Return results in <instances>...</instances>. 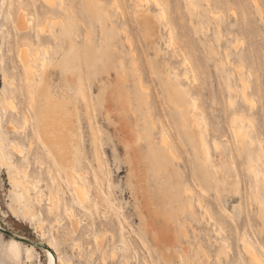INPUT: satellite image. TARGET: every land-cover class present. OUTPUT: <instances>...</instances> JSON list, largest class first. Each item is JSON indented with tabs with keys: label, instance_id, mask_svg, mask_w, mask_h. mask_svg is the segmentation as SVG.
Instances as JSON below:
<instances>
[{
	"label": "rangeland",
	"instance_id": "1",
	"mask_svg": "<svg viewBox=\"0 0 264 264\" xmlns=\"http://www.w3.org/2000/svg\"><path fill=\"white\" fill-rule=\"evenodd\" d=\"M134 1L62 0L60 5L61 0H55L43 10L41 0H31L36 14L32 15L33 8L28 9L34 26L37 22L42 23L46 17L54 18V21L55 18L62 19L69 37L75 42L77 53L73 60L77 65L72 67L73 60L70 57L68 64L71 68L67 72L62 73L57 67L50 69L46 89L51 96L49 100L53 101L56 108H61L63 116L70 121L71 133L77 135V148L71 149L79 161V168L84 170L91 190L95 172L90 155L93 151L91 135L93 131L96 132V143L104 161L103 170L109 179L108 187L101 178V189L114 203L116 210V217L113 212H107L103 218V206L96 210L85 205L84 210L75 205L80 233L73 234L68 233L70 227L66 213V208L72 205V188L64 180L61 170L54 169L59 174L58 184L53 180L52 172L45 168L47 164L35 162L36 157L48 165L52 162L51 155L42 151V141L37 137L35 120L31 118L30 123L23 125L21 117H16V123L21 128L24 126L25 135L15 134L6 128V119L11 111L4 108V95L13 91L14 104L22 110L27 106L28 92L23 71L16 60V51L24 37L17 32L13 22L17 0H0V116L4 122L0 129V140L4 143L2 155L18 166L27 165L28 179L39 183L37 191L31 192V196L43 193L38 203L35 202L36 197L31 198L33 213L26 215L25 204L20 199L21 191L9 182L11 166H0V227L35 242L44 241L36 232L40 221L45 233V246L50 245L52 252L69 264H236L238 257L246 261L241 248L242 237L251 238L258 248L262 245L261 250L264 251V228L257 216V204L251 199L250 189L254 182L248 171V164L253 162L264 172V0H258L257 6L252 0H228L219 5L222 19L216 29L213 19L201 26L190 24L187 20L190 17L184 10L182 0L179 4L184 17L183 20L177 19L175 0H164L167 2V18L175 22V36L173 35L171 45L167 43V32L160 25L155 42L148 44L132 17ZM200 2L204 3L202 0ZM118 7L120 8L117 9ZM201 9L202 6L197 7V10ZM103 10H107V13ZM99 18L102 20L101 25ZM47 21L43 22L44 25L41 24L44 26L42 36L48 37L51 30L63 38L60 25H52L51 20ZM122 28L127 31L121 30ZM123 31L127 32L132 41V53ZM28 34L29 41L33 42V30L29 29ZM42 44H51L53 49L50 48L49 53L52 55L55 43L47 39ZM179 45L196 68L193 74L197 82L192 81L195 80L191 77L192 71L182 64V57L172 56V49ZM225 50L229 55L228 63L223 60ZM186 70H189V80L181 79ZM122 71L127 74V78ZM4 73L9 77L14 76L15 88H10L3 82ZM120 74L125 77L123 83ZM178 74L180 77H176ZM68 76L83 84L91 105L88 113L90 119L83 109L84 103L69 89ZM137 78L141 79L144 89L139 86ZM241 79L247 82L245 91L253 100L251 107L241 97ZM170 87L178 90L179 99L174 93L172 97L168 90ZM191 96L197 98V114L205 118V136L213 163L223 157L222 172L227 177L220 184L217 182L219 176L211 168L203 175L200 163L180 127L178 109L171 103L172 99L174 102L177 100L184 109ZM231 98L235 101L232 106L229 104ZM40 102L44 106V101ZM240 109L241 111L234 112ZM240 113L252 123L248 127L249 137L243 142H237L231 130L232 116ZM151 120H154L155 126L150 129ZM162 125L176 141L181 159L171 164H165L160 159L157 166L156 161H152L146 137L151 134L157 141ZM31 139L33 144L29 143ZM213 139L218 140L225 149L223 156L219 155L221 151L213 149ZM13 141L20 143L23 152L25 151L22 160H16L10 152L9 146ZM130 145L137 146L143 154H137V147L133 146L135 149L132 150ZM158 148L162 153L163 149ZM133 152L135 154L132 155ZM140 161L145 166L139 164ZM140 169L146 171L143 177H147L142 178L143 180L140 177L144 171ZM263 182L260 181L257 190L262 197ZM49 187H52L58 197L55 213L47 209ZM145 187L147 194L145 190V194L142 191ZM190 187L194 191L193 198H196L199 190L200 194L203 193L204 202L209 206L214 220L222 226V237H226L229 244L225 252L219 249L217 242L214 243L213 221L209 225L200 221L197 213L201 211L195 203L192 204L196 220L190 217V212L187 211L190 197L183 193L184 189ZM159 196L166 199H160ZM205 216L207 218L208 214ZM56 218L60 220V225L56 224ZM164 218L169 221L170 227L164 223ZM117 219L122 223L121 233ZM146 219L149 224L156 221L154 227L148 225L146 229ZM95 230L104 243L101 249L93 241ZM193 231L197 238L193 237ZM120 234L124 240L122 247L119 246ZM112 235L115 236L114 240ZM157 237L161 242L165 237L173 243L166 240L163 241L165 244L161 243ZM200 243L202 247L198 246ZM29 245L31 244L0 232V264H48L43 248L34 247L32 257L28 259L26 249ZM102 256L105 261H102ZM246 264L252 263L246 261Z\"/></svg>",
	"mask_w": 264,
	"mask_h": 264
},
{
	"label": "bare ground",
	"instance_id": "2",
	"mask_svg": "<svg viewBox=\"0 0 264 264\" xmlns=\"http://www.w3.org/2000/svg\"><path fill=\"white\" fill-rule=\"evenodd\" d=\"M54 1L55 0H41L42 5L44 7L43 10H45L46 9L45 7H47L48 5H52L54 3ZM202 1L204 3H201L200 0H182V2L184 3L183 4L184 10L188 13V16L190 17V19H187V20L190 24H192L194 26H197V25L201 26L202 24L204 25V24L208 23L209 22L208 20L211 21V19H213L214 20V29H216V25L219 27L221 24V19H222V17L220 18L221 9H220L219 5L225 4L226 1L228 2V0H202ZM98 2H99V0H98ZM180 2H181V0H175L174 9L177 13V19L183 20L184 15L181 14V11H180V9L182 8V6H180V4H179ZM252 2H254V4L256 5L258 3V0H252ZM61 3H62V0L60 2V5H61ZM200 6H202V9L197 10V7H200ZM15 7H16V12H15V17L13 19L14 27L17 30V32L20 33V35H24V37L22 38V42L20 43V45L16 51V60H17L18 65L21 67V69L23 71L24 81L26 83L27 92H28V99H27L26 108L20 110L14 104L13 99H14L15 93H13V91H10L8 94L4 95L5 96V99L3 102L4 108H8L11 111L10 113H8V117L6 119V124H7L6 128L11 129V131L14 132L15 134L25 135L26 132H25L24 126H23V128H21V126H19L16 123V117L17 116H18V118H19V116L21 117L23 125L27 124L28 122L30 123L31 118H33L35 120L36 126H37V130H36L37 137L40 138V140L42 141V151L43 152L47 151L52 157V162L49 165L47 162L37 159V157L35 158L36 159L35 162L40 163L41 165L44 163L47 164L45 166V168H47L50 172H52L53 180L56 181L58 184L60 181L59 174H58V172H54V169L57 168V169L61 170L63 173L64 180L69 184V186H71V188H72V193H71L72 205H70L69 207L66 208L67 218L69 221L68 223H69V227H70L68 229V233L78 234V233H80V226H79L80 221L77 218V215H76V212L74 209L75 205H78L80 207V209H84V210H85V205L90 206L91 208H94L96 210L98 208H100V206H103L102 208H103L104 213L102 214V216L103 215L106 216L105 213H107V212H113L115 217H116V210H115L114 203L109 199V197L101 189V184H100L101 178L106 181V184L108 187H109V179L107 178L106 172L103 170L104 161H103L102 152L96 143V139H97L96 138V136H97L96 132L93 131L92 135H91V141H92L91 144L93 145V151L91 152L90 155H91V161L94 164V166H92V168H94V170H95L94 175L92 177V190H93L92 191L91 185H90L88 179L86 178V176L84 175V170L82 168H79V161L77 158H75V156L73 154V149H71L72 147H74V149L77 148V144H78L77 135H74L71 133L70 121H68L63 116L64 113H63L62 109L56 108L53 101L49 100V99H51L50 98L51 96L48 94L47 89H46V80H47V77L49 75L50 69L52 70V69L57 67V68H60L62 73L67 72L71 68L68 64L69 63L68 59L70 57H71L70 59H72V60H73V58H75V54L77 53V47H76L73 39L71 37H69V32L67 29H65V27L63 25L64 23H62V21H61L62 19L58 20L55 18V21H54V18L46 17V19H44L43 22H45L46 20H48V21L51 20L52 25L55 23H58L61 27V29H60L61 34H62L61 36H63L64 40H63V38L60 37V34L57 35L55 32H53L51 30H49L50 35L48 37L42 36L41 32L44 30L43 29L44 26H42L41 24L43 22L40 24L37 22V23H35V26H34L33 21H32L33 17L29 16V13H28V9H29V7H31V8H33V11H34L32 15L36 14V9H35L34 3L31 2V0H17ZM94 8H95V6H94ZM119 8L120 7H118L117 9H119ZM133 9L134 10L131 13H132V17L134 19V23L136 24V26L139 27V30L141 31L142 36L148 42V44L154 43L155 39L159 35L158 25H160V28L164 29L167 32L168 39H169V41L167 42L168 45L172 44V41H173L172 38L174 39L173 35L175 34L174 33L175 26L173 25V23L175 24V22H174V20L172 22L171 18L170 19L167 18L166 14H168V9H167V2L166 1H164V0H135L133 3ZM99 10H101V9H99ZM103 11L107 13V10H103ZM98 14H99V12H98ZM122 15H123V13H122ZM107 16H109V15H107ZM236 17H237V15H236ZM236 20H238V19H236ZM99 23H100V25L102 24V20L100 18H99ZM43 25H44V23H43ZM45 25H47V24H45ZM205 28H203V29H205ZM29 29L33 30V38H34L33 42L29 41L30 40L29 34H28ZM117 30L119 32V29H117ZM121 30H126V29L122 28ZM126 31H123V32H124V34H126V42L129 44V47H130L131 53H132V50H133L132 45L133 44H132L131 39L128 37ZM18 35L19 34L17 33V36ZM153 36H155V37L153 38ZM47 39H50L55 43V50H53L52 55L49 53V51L51 50L50 48H52L51 44H48V45L42 44V42L47 40ZM114 51H115V49H114ZM183 51H184L183 47H180V45L177 47H174L172 49V56L173 55L175 57L181 56L182 57V59H181L182 64L185 66V68L190 69L192 71L191 73L193 74V71H195L196 68L194 67L192 62L185 56V54H183ZM133 53H135V51H133ZM224 55H225V57L223 60L225 61V63H228V56L229 55H228L227 50L224 51ZM74 61H75V59L72 61V63H73L72 67H75L77 65V63ZM107 64L112 65V63H107ZM122 67H123V65H122ZM120 68H121V63H120ZM188 71L189 70H186V72L183 73V77H181V79H186V80L188 79L189 80L188 74H187ZM122 72H123V75L126 77L127 74L125 75V72L124 71H122ZM120 75H121L120 78H121V82H122L125 79V77L122 74H120ZM194 76L195 75L193 74L191 77L193 78ZM176 77H180V74L176 75ZM194 79L195 80L192 79V81L197 82L195 77H194ZM3 82L6 83L7 86L10 88L16 87L14 84V76L13 75H11V77H9L6 73H4L3 74ZM137 82L139 83L140 87H143L140 78H137ZM67 84H68L69 89L71 91H73L74 94L79 98L80 102L84 103L83 109H84L87 117L90 119L91 116L88 113L91 109V105L89 104V102L87 100V96H86L83 84L79 80L76 82L73 81V79L69 76H68ZM246 86H247L246 80L241 79V87L239 90L241 97L243 99V102L248 103V105H250V107H251V105L253 104V100L251 98V95L246 93V91H245ZM143 89H144V87H143ZM228 89L229 90L231 89L230 85L228 86ZM112 90H113V88H112ZM168 90H170L172 97H173V93H174V96H176L177 99H179L178 98L179 97L178 90L176 88L170 87ZM114 97L115 96H113V99H114ZM42 100L45 103L44 106H42V102H40ZM108 101H109V98H108L107 102ZM171 103L174 104V107L176 109H178V112H179L180 117H181L180 127L183 131V134L185 135V137L188 141V144L192 148V151L195 155L196 160L199 161V163H200V166H201L200 170L202 171L203 175L205 176L206 171L208 172V169L211 168V170L214 171L215 175L217 174V176H219V178H220L219 180H217V182L219 184H220V182H224V180L227 176L225 177V175H223V172H222V170H223L222 158L223 157H219V159L215 163H213L214 159H212V156L210 154V151H209L210 148L207 144L206 136H205V132L207 131V125L205 122V118L202 116H199L196 112L197 98L194 96H191L189 98V101H188V106L184 109L181 108L183 105L179 104V102L177 100L174 102L172 99ZM234 103H235V101L231 98L229 100V104L232 106V105H234ZM109 107L110 106H108V108ZM130 111H131V109H130ZM238 111H241V109L235 110L234 112H238ZM202 113H203V111H202ZM117 114H115V115H117ZM125 122L126 121H124V123ZM121 123L123 124L122 121H121ZM3 124H4L3 118L0 116V129H2ZM251 124L252 123H251L250 119L248 117H245L242 113L235 114L232 116V118H231V130H232L234 137H235L237 142H243V140L245 138L249 137V133H248L249 128L248 127ZM123 126H125V124ZM153 126H155L154 120H151V124H149V128L151 129ZM124 135L125 134H123V136ZM127 135H125V136H127ZM155 138L156 137L152 136L151 134H148L146 137V139L148 141L147 146H148L149 153L151 154L152 161H156L157 166H159V164H160V159L165 161V162H163L165 164H171L173 161L178 160L180 158V155L178 153V145H177L176 141L173 140L172 136L170 135L168 130L163 125L161 127L160 132H159V136L157 137L158 140L156 141ZM124 139L126 140V138H123V140ZM121 140H122V138H121ZM32 141H33V139L29 140V143L33 144L34 141L33 142ZM123 142H125V141H123ZM156 142H157V144H156ZM2 144H4V143L2 140H0V145H2ZM19 144L20 143L13 141L12 143H10V146H9L10 152L14 155L16 160H22L24 157V152H25V151L23 152L24 149H22L21 144L20 145ZM212 145L214 147L213 149H215L217 151H221L219 153V155L223 156L224 153L222 154V152H224L225 149L223 147H221L222 145H220V142L216 139H213ZM130 146L132 148L134 145H130ZM134 147L132 150H134L137 146L135 148ZM158 147L163 149L162 153H160ZM136 150L138 151V152H136L137 154L139 152H140L139 155L143 154L141 151H139L140 149L138 150V147L136 148ZM3 151H4V149H3V145H2V147H0V166H2L4 164L7 166H11V171H10V175H9V182L11 183V185L15 189H17L18 191H21L20 199L25 204L24 205V213L26 215H32V213H33V202L31 201V198L33 197L35 199V197H36L35 202L37 201V203H38L41 200L40 196L43 195V193L40 194V192H39V194L37 196L36 195L31 196V192L37 191L39 183H38V181L32 182L28 179L27 170H26L28 167L26 164H20L19 166L14 164V162H12L11 159L7 158V156H5V155H2ZM134 152L132 153V155L135 154ZM38 154L39 153H37V155ZM225 155H226V153H225ZM142 156H144V155H142ZM142 156H141V160H142ZM217 156H218V154H217ZM130 158H133V157H130ZM139 158H140V156H139ZM226 158H227V155H226ZM132 164H134V163H132ZM139 164L144 165V162L141 163V161H140ZM140 170L144 171V172H141L142 177H140L141 180H143L142 178H144L143 175L144 176L146 175L145 174L146 171H145V169H140ZM248 171H249L251 177L253 178V182H254L253 187L250 189L251 195H252L251 199H253V201L257 204V209H258L257 210L258 211L257 216L259 217V219L261 221L262 228H264V197L258 195V191H257V190H259L260 181H262V180L264 181V172L262 171V169H260L259 165H256V163H253V162H250L248 164ZM135 177H137V175H135ZM135 181L139 182L140 180L135 179ZM58 184H57V186H58ZM263 187H264V185H263ZM47 189H48L47 191H48V202H49L47 209L49 212L55 213L56 209H57V205H58V197H57V194L55 193V191L52 189V187H49ZM145 189H147V188L145 187L142 190L143 193H144ZM201 190H202V188H201ZM199 191L196 194V198H193V192L194 191L191 187L189 189L186 188L183 190L184 195H187L190 197V201L187 202V209H188L187 211L190 212V217L192 219L196 220V212L193 209V204H192V203H195L197 209L201 211L200 213H197V214H199L198 215L199 220L205 221L206 225H209L210 224L209 222L213 221L212 225H215V227L213 226V234L215 235V238H214L215 240L214 239L213 240L215 242L214 241L213 242L214 243L217 242L219 249L222 252H225V248H227V247L229 248V244L227 241L228 239L226 237H222V229L223 228L217 221L214 220L213 214L210 211L209 206L206 204V202H204V198L202 196L203 193L201 192V194H200ZM219 191H221V190H219ZM145 193H146V190H145ZM158 195H159V193H158ZM162 195H163V193H162ZM161 196H159L160 199H164V200L166 199L165 195H163V196H165L164 198H162ZM145 197H148V196H145ZM151 198L152 197H150V199ZM147 199H149V198H147ZM143 200H145V199H143ZM141 207H143V206L141 205ZM146 208H148V207H146ZM12 211L15 212V208L12 207ZM205 214H208L207 218H205L206 217ZM153 215L155 216V214H153ZM104 216H103V218H104ZM170 216H168V217L170 218ZM148 219H150V216L148 217ZM117 221H118V225H119V229H120V233H121L122 232L121 230L123 229L122 223L118 219H117ZM164 221L167 222L168 220L165 219ZM154 222H156V221H153V224H154ZM166 222H164V223L167 224V226H169L170 225L168 223L169 221L167 223ZM106 223H108V222H106ZM144 223H145L144 227L146 229L149 227L148 225L153 226V224H149V221L147 223V219ZM56 224L60 225V220L57 218H56ZM216 225H217V227H216ZM164 226H166V225H164ZM169 227H166V229L168 230ZM171 227H172V225H171ZM37 231L41 235V238L44 240V241L40 240L37 242L40 244H43L45 246V233L43 230V224H41L40 221H38V224L36 226V232ZM97 232L98 231L95 230V232L93 233V241L98 246V248L100 247L99 249H101V247L104 243H103V240H101V237ZM185 233L186 232H184V234ZM192 233L194 234L193 237L197 238L194 231ZM159 235L160 234H158V236ZM111 237L113 240L115 239V236L112 235ZM119 237L121 238V240H120L121 244H119V246L122 247L123 243H124V240L122 238L123 236L120 234ZM151 237H153V235ZM157 238L159 239V237H157ZM161 238H163V237H161ZM158 239H157V245H159ZM164 240H166L167 242L171 241V239L168 240L165 237H164L163 241ZM152 241H153L152 243H154V240H152ZM163 241L161 242V240H160L159 242L164 243ZM240 241H241L242 251H243V253L247 259L246 261H248L249 263H252V264H264V255H263L264 251H262L263 250L261 248L262 245H260V248H258L256 243L253 240H251V238H248L246 236L242 237ZM174 244H175V241H174ZM198 246L202 247V244L200 243V245H198ZM34 247L35 246H33V245H29L28 248L26 249V256L28 259L32 257ZM43 249H44V252H46V259L48 261V264H69L66 262V260L64 258H62L61 256H58V254H54L52 252V247L50 245H46ZM161 250H162V248L160 249L159 252H161ZM102 252H104V251L102 250ZM205 256H206V253H205ZM102 261H105L103 256H102ZM188 261L191 263L190 260H188ZM246 261H244V259L242 257H238L236 264H246ZM189 262H187V263H189ZM145 264H150V263L145 262Z\"/></svg>",
	"mask_w": 264,
	"mask_h": 264
},
{
	"label": "water",
	"instance_id": "3",
	"mask_svg": "<svg viewBox=\"0 0 264 264\" xmlns=\"http://www.w3.org/2000/svg\"><path fill=\"white\" fill-rule=\"evenodd\" d=\"M0 232L3 233V234H6V235H8V236H10V237H12V238H14L16 240H19L21 242H24V243H27V244H31V245H33V246H35L37 248H44L45 247L43 244H40V243L35 242L33 240H29V239L24 238L22 236L16 235V234H14V233H12V232H10V231L2 228V227H0Z\"/></svg>",
	"mask_w": 264,
	"mask_h": 264
}]
</instances>
